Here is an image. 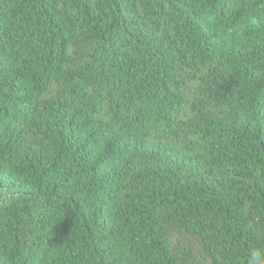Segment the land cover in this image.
Listing matches in <instances>:
<instances>
[{"label": "trees", "instance_id": "1", "mask_svg": "<svg viewBox=\"0 0 264 264\" xmlns=\"http://www.w3.org/2000/svg\"><path fill=\"white\" fill-rule=\"evenodd\" d=\"M256 249L264 0H0V264Z\"/></svg>", "mask_w": 264, "mask_h": 264}, {"label": "clouds", "instance_id": "2", "mask_svg": "<svg viewBox=\"0 0 264 264\" xmlns=\"http://www.w3.org/2000/svg\"><path fill=\"white\" fill-rule=\"evenodd\" d=\"M249 264H264V249H256L252 252Z\"/></svg>", "mask_w": 264, "mask_h": 264}]
</instances>
